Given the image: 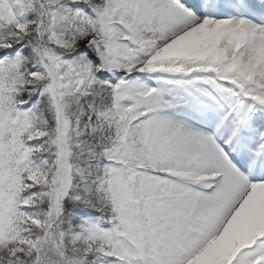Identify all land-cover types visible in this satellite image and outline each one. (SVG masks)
<instances>
[{
  "label": "snow or ice",
  "instance_id": "obj_1",
  "mask_svg": "<svg viewBox=\"0 0 264 264\" xmlns=\"http://www.w3.org/2000/svg\"><path fill=\"white\" fill-rule=\"evenodd\" d=\"M0 264H264V0H0Z\"/></svg>",
  "mask_w": 264,
  "mask_h": 264
}]
</instances>
